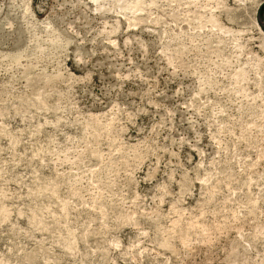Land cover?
I'll use <instances>...</instances> for the list:
<instances>
[{
	"label": "rangeland",
	"instance_id": "obj_1",
	"mask_svg": "<svg viewBox=\"0 0 264 264\" xmlns=\"http://www.w3.org/2000/svg\"><path fill=\"white\" fill-rule=\"evenodd\" d=\"M0 264H264V0H0Z\"/></svg>",
	"mask_w": 264,
	"mask_h": 264
}]
</instances>
